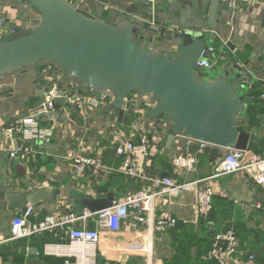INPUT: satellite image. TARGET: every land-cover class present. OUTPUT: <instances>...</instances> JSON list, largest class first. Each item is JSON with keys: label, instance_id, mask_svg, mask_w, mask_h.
<instances>
[{"label": "crops", "instance_id": "obj_1", "mask_svg": "<svg viewBox=\"0 0 264 264\" xmlns=\"http://www.w3.org/2000/svg\"><path fill=\"white\" fill-rule=\"evenodd\" d=\"M68 1L111 25L130 21L144 27L151 14L146 0ZM212 3L213 0H159L156 10L158 23L160 27L173 30L208 29L210 32L206 38L212 40L211 47L217 53V59L211 60L212 67L223 65L250 74L245 96L251 99L246 100L243 128L251 133L250 144L254 143V149H250V144L248 149L263 155L264 0H221L216 24L209 27L207 19ZM38 15L30 4L0 0V17L4 22L0 28V41L17 29L34 25ZM144 32V43L149 49L165 55L172 51L171 42L154 33ZM50 67V63L41 62L0 78V190L6 193H19L27 187L32 192L45 190V201L36 207L33 220L55 213L83 216L86 209L79 204L81 199L104 198L109 193L120 199L145 185L119 172L122 158L115 149L121 142L139 144L146 137L151 150L146 166L150 176L167 179L170 175L179 183L201 181L198 189H214L215 208L207 219L198 218L195 187L174 196L160 195L152 207V220L155 222L157 218L171 214L178 220V226L162 236L153 233V224L135 226L132 221L122 220L118 233L103 232L97 264H208L207 256L214 235L229 228L236 231L237 237L241 234L243 245L247 247L239 254V263L264 264V186L257 185L244 172L214 178L215 169L225 155L218 162L211 163L209 156L200 154L193 173L176 172L174 158L192 154L190 147L193 144L184 134L176 137L175 141H169L171 124L166 121L153 123L146 118V113L136 118L134 112L129 113L128 110L120 118L112 100L96 108L89 103L92 99H88L82 108H71L70 116L61 109L60 113L52 116L53 119L40 120L41 128L51 133L49 140L29 141L28 144H36L37 153L25 161L11 159L7 150L12 145L23 143V135L9 140L1 135L2 130L9 122L28 118L37 110L54 76L64 84L75 83L67 80L64 74L51 73ZM75 84L76 90L87 96L86 90L78 89L79 84ZM132 99L152 103L150 97L140 98L138 93ZM130 109L141 111L133 106ZM84 127H88V131ZM79 154L103 160L107 170L101 175L100 185H95L88 174L85 177L77 175L70 159ZM148 186L152 192L159 191L151 182ZM5 207V203L0 201V234L10 238L12 220L17 214L7 213ZM86 224L91 230L97 229L93 219ZM82 225L78 222L76 226ZM148 241L154 245L151 260L140 251ZM76 252L69 241H60L50 233L14 240L0 247L5 264H64ZM9 253H15L18 260L7 258ZM250 256L254 259L251 260Z\"/></svg>", "mask_w": 264, "mask_h": 264}, {"label": "water", "instance_id": "obj_2", "mask_svg": "<svg viewBox=\"0 0 264 264\" xmlns=\"http://www.w3.org/2000/svg\"><path fill=\"white\" fill-rule=\"evenodd\" d=\"M15 1L30 4L39 15L34 25L17 29L0 41V78L50 62L56 66L55 72L79 84L78 89L110 96L120 118L126 110L140 118L143 113L130 109L140 108L150 122L171 124L169 141L184 134L206 144L204 154L211 163L228 150L249 148L251 133L243 128V118L246 100L251 99L245 96L250 74L223 65H213L211 71L197 66L201 57L209 61L213 57L209 51L212 40L206 38L208 29L173 30L159 24L140 27L130 21L111 25L68 0ZM220 3L213 0L209 27L216 24ZM144 31L171 42L172 51L165 55L149 49ZM135 93L150 97L152 103L135 101ZM65 102L57 100V113ZM199 147V143L193 144L191 153ZM45 197V190L32 192L28 187L19 193L0 190V201L11 215L40 207ZM114 200L115 194L109 193L99 199L83 198L79 204L97 213L112 208Z\"/></svg>", "mask_w": 264, "mask_h": 264}, {"label": "built area", "instance_id": "obj_3", "mask_svg": "<svg viewBox=\"0 0 264 264\" xmlns=\"http://www.w3.org/2000/svg\"><path fill=\"white\" fill-rule=\"evenodd\" d=\"M150 7L151 14L147 20L148 24L158 25L156 10L159 0H146ZM4 22L0 20V28ZM213 56L216 49L209 48ZM200 68L212 70L211 62L201 57L197 63ZM56 66L52 63L49 71L54 73ZM62 81V80H61ZM57 76L50 79L46 88L44 100L39 104L37 110L28 118L9 122L1 135L9 140H14L16 135H23L24 142L12 145L8 150L11 159L27 160L37 153L36 144H28L29 141H48L51 133L41 128L40 120H51L56 113V103L59 99H65L61 109L67 116L71 115V108L80 109L84 102L91 100L90 105L96 108L107 105L113 100L110 96L99 94L95 91L86 90L87 96H83L76 90V84H60ZM264 99V94L262 95ZM144 114V110L140 111ZM88 131V127L85 128ZM190 144L199 143L200 147L195 154L180 155L174 158L173 167L179 173H193L198 164V156L204 154L206 144L189 138ZM81 141L83 139H80ZM28 142V143H27ZM116 154L122 158V165L119 172L129 179L140 180L145 185L139 190L127 193L120 199H115L113 207L97 213L85 211L83 216L74 213H55L45 216L41 220H33L36 215V208L29 207L24 215L17 214L12 220L11 237L6 238L0 234V247L14 240L37 237L45 233L54 234L60 241H69L70 245L77 249L71 259L64 264H97L98 249L102 243L103 232L118 233L122 220L132 221L135 226L141 224H153V233L166 235L178 225V220L171 214L163 215L155 220L151 218L152 207L156 197L160 195L174 196L186 189L196 190V210L199 219H207L213 212L214 189L207 187L198 189L201 181L179 183L173 179H158L151 177L146 166L151 158L150 142L143 137L141 143L133 141L121 142L116 146ZM79 177L88 174L94 180L95 185L101 184V175L107 170L103 160L95 156L76 155L70 159ZM239 172L248 174L252 180L260 186H264V154L258 155L249 149L228 150L224 158L215 169L214 178L222 175H231ZM151 182L158 192H152L148 183ZM147 183V184H146ZM93 219L97 229L91 230L87 227V221ZM82 222L81 227L76 226ZM238 238L236 231L229 228L226 231L216 233L212 239L211 249L207 258L215 264H241L239 263ZM154 245L151 241L146 247L140 250L148 259L153 256ZM251 260L253 256L249 257ZM74 259V261L72 260ZM0 264H5L0 256Z\"/></svg>", "mask_w": 264, "mask_h": 264}, {"label": "trees", "instance_id": "obj_4", "mask_svg": "<svg viewBox=\"0 0 264 264\" xmlns=\"http://www.w3.org/2000/svg\"><path fill=\"white\" fill-rule=\"evenodd\" d=\"M225 54H228V52L227 51H225ZM213 59V57L211 58V60ZM211 62V61H210ZM47 63H50V62H47ZM50 64H52V63H50ZM250 149L251 150H253L254 149V143L252 142L251 144H250ZM124 176V175H123ZM125 177V176H124ZM127 178V177H126ZM215 208V207H214ZM214 208H213V210H214ZM213 213V212H212ZM211 213V214H212ZM211 216V215H210ZM209 216V217H210ZM178 226V225H177ZM176 226V227H177ZM175 227V228H176ZM174 228V229H175ZM173 230V229H172ZM238 240L240 241V243H239V245H238V250H239V254L241 255V251L242 250H246L247 249V247L246 246H244L243 245V243L245 244V242L243 241V237L241 236V234H238ZM211 244H212V242H211ZM210 249H211V247H210ZM210 249H209V251H210ZM209 253V252H208ZM1 257H2V255H0ZM9 256L10 257H14V258H16V260H18V257H16V255H15V253H9L8 255H7V258H9ZM208 264H215L214 262H212V261H208L207 262ZM171 264H173V263H171ZM174 264H176V263H174Z\"/></svg>", "mask_w": 264, "mask_h": 264}, {"label": "rangeland", "instance_id": "obj_5", "mask_svg": "<svg viewBox=\"0 0 264 264\" xmlns=\"http://www.w3.org/2000/svg\"><path fill=\"white\" fill-rule=\"evenodd\" d=\"M217 59V53L215 56H213V59L212 60H216Z\"/></svg>", "mask_w": 264, "mask_h": 264}]
</instances>
